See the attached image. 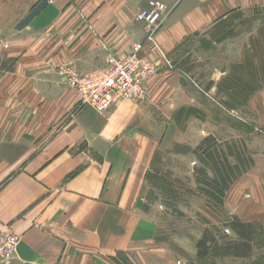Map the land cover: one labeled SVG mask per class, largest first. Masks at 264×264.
Segmentation results:
<instances>
[{
  "label": "crops",
  "instance_id": "obj_1",
  "mask_svg": "<svg viewBox=\"0 0 264 264\" xmlns=\"http://www.w3.org/2000/svg\"><path fill=\"white\" fill-rule=\"evenodd\" d=\"M154 8L149 44L135 15ZM135 45L158 68L144 96L102 114L81 105L60 72ZM191 132L249 158L215 220L239 242L229 225L245 226V256L179 245L187 263L156 240L148 179L160 149ZM3 231L19 237L7 264H264V0H0Z\"/></svg>",
  "mask_w": 264,
  "mask_h": 264
},
{
  "label": "rangeland",
  "instance_id": "obj_2",
  "mask_svg": "<svg viewBox=\"0 0 264 264\" xmlns=\"http://www.w3.org/2000/svg\"><path fill=\"white\" fill-rule=\"evenodd\" d=\"M171 134L173 140L174 136L181 139L180 131ZM193 135L185 133L182 140L188 142L162 147L148 179L146 211L157 227L156 240L169 244L177 260L185 258L189 263L179 245L196 248L197 240L208 230L210 257L245 256L247 240L239 242L224 224L217 227L215 220L224 219L220 209L224 193L245 172L249 158L240 143H219ZM244 234L248 235L245 230Z\"/></svg>",
  "mask_w": 264,
  "mask_h": 264
},
{
  "label": "built area",
  "instance_id": "obj_3",
  "mask_svg": "<svg viewBox=\"0 0 264 264\" xmlns=\"http://www.w3.org/2000/svg\"><path fill=\"white\" fill-rule=\"evenodd\" d=\"M163 11L159 8L139 10L135 20L144 25L146 42L155 44L156 31L162 22ZM141 47L135 45L124 57L110 56L105 66L78 74L64 69L60 74L67 85L80 94L81 105L105 113L111 106L144 96L143 84L158 71L140 55ZM162 61L171 69V63L161 55ZM19 243V237L11 231L0 232V264H7Z\"/></svg>",
  "mask_w": 264,
  "mask_h": 264
},
{
  "label": "trees",
  "instance_id": "obj_4",
  "mask_svg": "<svg viewBox=\"0 0 264 264\" xmlns=\"http://www.w3.org/2000/svg\"><path fill=\"white\" fill-rule=\"evenodd\" d=\"M229 228L237 235L239 238L248 240V235L244 234L245 226L241 225L238 222H233L229 225ZM210 232L206 230L202 236V238L197 242V250H198V257H204L208 254L207 249V242L210 240Z\"/></svg>",
  "mask_w": 264,
  "mask_h": 264
}]
</instances>
